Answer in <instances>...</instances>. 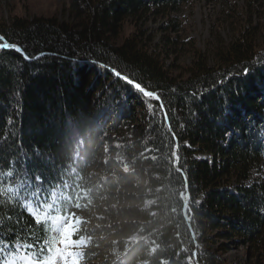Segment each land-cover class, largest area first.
Segmentation results:
<instances>
[{
	"label": "trees",
	"instance_id": "16d2710c",
	"mask_svg": "<svg viewBox=\"0 0 264 264\" xmlns=\"http://www.w3.org/2000/svg\"><path fill=\"white\" fill-rule=\"evenodd\" d=\"M187 1L68 0V19L0 17L8 43L47 53L0 50V264L40 252L51 229L31 209L58 192L67 211L104 214L73 233L88 236L87 264H264V6L244 0V19L223 0V20H238L202 49L173 16ZM155 17L167 19L155 38L143 24L119 38L129 18ZM183 49L187 65L168 63Z\"/></svg>",
	"mask_w": 264,
	"mask_h": 264
},
{
	"label": "rangeland",
	"instance_id": "374dc122",
	"mask_svg": "<svg viewBox=\"0 0 264 264\" xmlns=\"http://www.w3.org/2000/svg\"><path fill=\"white\" fill-rule=\"evenodd\" d=\"M261 1L262 3L260 6L262 4V6H264V1ZM234 3L237 4L236 7ZM232 5L235 7L237 15L240 16V18L247 19L248 15L244 8V0H233ZM67 6L68 0H0V17L8 19L15 14L22 17L33 15H58L61 18L68 19V14L65 10ZM225 10L231 11L228 6L223 4V0H189L183 4L178 11L173 13V16L178 19L179 26L183 29L184 36L188 35L193 37V43H196L199 47L204 49L208 43L217 40V35L226 38L232 33L230 26L233 27L238 18L233 17L227 21L223 20ZM254 19L257 21V14L254 15ZM163 20L164 18L162 17H155L151 18L146 23L142 21L138 23L135 19L129 18L124 22L119 38L123 39L132 34L135 27L140 28L141 24H143V29L147 30L148 34H153L155 38L162 29V24L167 21L166 18V21ZM212 24H218L220 27V29L217 28V30H215V35L213 33V36L211 32ZM262 35L263 38L259 39L257 50L264 48V33H262ZM190 60L189 54L183 49L178 59H174L173 55L168 63L173 61L175 64L187 65ZM262 167L264 168V162ZM116 168L117 170L126 168L125 162L121 161ZM95 169L100 170V167L98 168V166H95ZM55 202L59 203V200L56 199ZM100 213L103 214L102 212L94 210L92 213H86L84 211L74 213L68 211L65 214L61 212L58 204L55 206H47L44 215L52 223V236L47 248L50 257L46 260L30 261L28 264H87L85 263L87 262L86 253L83 252L82 249H85L89 244L87 239L88 236L81 235L80 237H75L73 233L76 232L77 234H81L85 230V227L89 226V224L95 220V215ZM107 238L108 235L103 234V240ZM243 250L242 248L238 250L233 249L228 251L225 255L230 257L233 253ZM92 259L93 261L99 260L98 257Z\"/></svg>",
	"mask_w": 264,
	"mask_h": 264
},
{
	"label": "snow or ice",
	"instance_id": "6c2138e0",
	"mask_svg": "<svg viewBox=\"0 0 264 264\" xmlns=\"http://www.w3.org/2000/svg\"><path fill=\"white\" fill-rule=\"evenodd\" d=\"M6 49H14L16 52L21 53L24 56V59L31 60V59H40L47 55V53L41 52L37 56L33 57L31 54L26 53L24 49L15 43H8L5 39V36L0 35V50H6ZM112 73L118 77L123 79L127 84L131 85L134 90H136L138 93L142 94L144 98L155 100L160 102V109L164 110V104L161 101L160 94L153 91H148L145 89V87L142 86L141 83L134 81L133 79H130L128 76H121V72L116 70L115 68L111 69ZM249 72V69L245 68L244 73L247 74ZM165 120L167 121V112H164ZM178 147V145H177Z\"/></svg>",
	"mask_w": 264,
	"mask_h": 264
}]
</instances>
